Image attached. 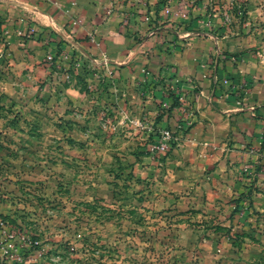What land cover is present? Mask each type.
<instances>
[{
  "label": "rangeland",
  "instance_id": "1",
  "mask_svg": "<svg viewBox=\"0 0 264 264\" xmlns=\"http://www.w3.org/2000/svg\"><path fill=\"white\" fill-rule=\"evenodd\" d=\"M133 3L152 11L143 21L153 34L169 23L172 30L183 28L217 43L223 59L264 62V0ZM5 60L0 62V264H264V171H257L263 178L236 209L232 205L219 214L182 208L176 198L167 200L163 176L153 167V161L164 165L181 133L171 128L173 147L151 155L153 130L134 123L141 118L156 127L162 101L153 117L140 115L127 125L103 109L79 116L72 114L70 98L59 95L70 86L73 62H41L45 70L39 72ZM94 87L81 79L80 90ZM191 117L179 116L185 129L193 124ZM5 232L16 237L9 241ZM21 236L35 246L25 256Z\"/></svg>",
  "mask_w": 264,
  "mask_h": 264
},
{
  "label": "crops",
  "instance_id": "2",
  "mask_svg": "<svg viewBox=\"0 0 264 264\" xmlns=\"http://www.w3.org/2000/svg\"><path fill=\"white\" fill-rule=\"evenodd\" d=\"M146 13L153 17L133 0H0V55L39 72L47 53L52 62H73L70 86L59 95L70 98L79 116L103 109L127 125L140 115L153 117L167 92L178 94L193 124L185 129L183 120L168 118L181 138L164 165L153 161V167L163 176L167 200L222 214L249 179L263 178L256 173L264 168V62L223 59L217 43L169 23L153 34ZM81 79L101 89L80 90Z\"/></svg>",
  "mask_w": 264,
  "mask_h": 264
},
{
  "label": "built area",
  "instance_id": "3",
  "mask_svg": "<svg viewBox=\"0 0 264 264\" xmlns=\"http://www.w3.org/2000/svg\"><path fill=\"white\" fill-rule=\"evenodd\" d=\"M28 33H34V29L30 28ZM46 60L48 62H52L53 61V56L50 53L46 54ZM102 63L104 64V66H106L108 68L109 66V60L105 55H102ZM110 73V72H109ZM169 104L168 99H166L165 101L162 102L163 107H167ZM180 116L182 115H192V112L190 111V109H188V107H185L184 105H181L180 107ZM135 125L140 128V129H145L147 131H151L154 129V127H152V124L148 125L144 120H142L141 118H138L137 120H135ZM176 141V137L174 134V131L169 128V127H160L157 129L156 132V136L155 138H153L152 140L148 141V151L150 152L151 155H155V154H165L169 148L172 146V144H174ZM245 150H247L248 153L250 154H254V153H258L259 149L257 148H246ZM254 165V164H253ZM257 166V165H256ZM258 167V166H257ZM251 169H254L253 166H251ZM250 169V170H251ZM259 171V170H258ZM260 171L263 172V170L260 168ZM260 175V172H259ZM5 237L7 240L11 241L13 238H15V233L14 232H5ZM19 240H21V242H23L24 245L27 244L26 240L24 239L23 236H21L19 238Z\"/></svg>",
  "mask_w": 264,
  "mask_h": 264
},
{
  "label": "trees",
  "instance_id": "4",
  "mask_svg": "<svg viewBox=\"0 0 264 264\" xmlns=\"http://www.w3.org/2000/svg\"><path fill=\"white\" fill-rule=\"evenodd\" d=\"M167 99L169 101L168 106L165 108H161V109L159 108V110L155 116L154 126H156V125L157 126L154 127V129H153V137L151 138V135H149L151 140L156 136V132H157L158 128H160L162 126L168 127L167 121H168V118L170 116L178 117V118L180 116V110H181L180 107H181L182 101H181L179 95L176 93H173V92H167ZM160 103H161V101L158 103V105ZM158 107H160V105ZM173 145L174 144H172V146L169 148V150L173 147ZM262 166L259 165L258 167H262ZM258 170H259V168H258ZM262 170L264 171L263 167H262ZM256 182L257 181L255 178L254 180L251 181V183L248 186H245L246 188H245L244 192H242L238 197H236L233 201H231L233 203V207H235V209H236L237 205L240 204V202L243 204L248 198H250V196L252 195V191H255L254 189L257 187ZM29 244L30 245L27 244L22 249L24 256L27 255V253L30 252L35 247L34 245H32L31 242H29Z\"/></svg>",
  "mask_w": 264,
  "mask_h": 264
}]
</instances>
